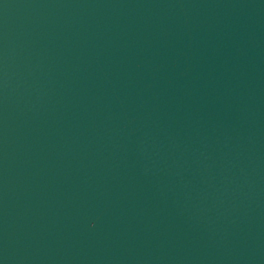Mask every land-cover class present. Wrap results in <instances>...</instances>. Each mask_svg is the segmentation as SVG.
<instances>
[{
  "label": "water",
  "instance_id": "95a60500",
  "mask_svg": "<svg viewBox=\"0 0 264 264\" xmlns=\"http://www.w3.org/2000/svg\"><path fill=\"white\" fill-rule=\"evenodd\" d=\"M0 264H264V0H0Z\"/></svg>",
  "mask_w": 264,
  "mask_h": 264
}]
</instances>
